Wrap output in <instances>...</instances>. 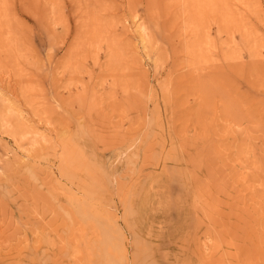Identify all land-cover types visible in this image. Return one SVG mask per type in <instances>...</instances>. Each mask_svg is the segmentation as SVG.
<instances>
[{
    "label": "rangeland",
    "instance_id": "rangeland-1",
    "mask_svg": "<svg viewBox=\"0 0 264 264\" xmlns=\"http://www.w3.org/2000/svg\"><path fill=\"white\" fill-rule=\"evenodd\" d=\"M0 264H264V0H0Z\"/></svg>",
    "mask_w": 264,
    "mask_h": 264
}]
</instances>
